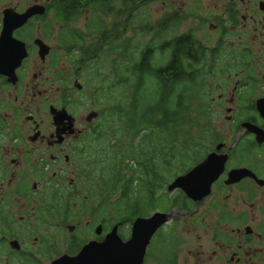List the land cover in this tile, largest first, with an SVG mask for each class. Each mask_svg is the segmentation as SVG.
<instances>
[{"label": "flooded vegetation", "instance_id": "1", "mask_svg": "<svg viewBox=\"0 0 264 264\" xmlns=\"http://www.w3.org/2000/svg\"><path fill=\"white\" fill-rule=\"evenodd\" d=\"M50 2L0 0V264H51L92 240L102 242L117 223L126 241L135 219L155 211L169 220L153 234L143 264H264V0L192 2L188 14L195 30L174 29L169 39L163 33L167 18L178 22L185 16L174 11L160 21L162 43L155 55L169 54L165 64L182 67V52L173 60V47L179 39L187 42L203 54L201 62L216 82L205 155L193 167L209 154L226 156L225 165L201 199L181 188L168 190L186 172L167 182L162 175L153 178L149 166L151 207L110 227L97 199L102 182L96 146L104 117L101 86L90 81L99 75L87 55L73 54L72 26ZM37 6L44 13L20 23ZM9 18L18 21L13 25ZM59 241L68 247L63 252Z\"/></svg>", "mask_w": 264, "mask_h": 264}, {"label": "trees", "instance_id": "2", "mask_svg": "<svg viewBox=\"0 0 264 264\" xmlns=\"http://www.w3.org/2000/svg\"><path fill=\"white\" fill-rule=\"evenodd\" d=\"M154 1L51 0L49 3L60 15L59 19L70 25L76 24L88 9L112 16L110 29L106 25L100 28V21L105 20L95 16L86 23L87 32L71 28L70 41L75 56L87 55L88 65L92 67L93 62L99 63L93 67H97L99 76L90 85L101 86L104 124L98 142L107 140L109 144L99 150L97 162L104 160L108 168L106 176L99 178L105 198L112 200L119 194L113 206L118 216L116 222L122 221V224L147 213L141 209L148 202L147 193L137 195L132 191L136 178L147 177L149 166L153 167V178L162 175L159 171L165 169L169 172L168 179L188 172L205 155L201 150L207 147L211 127V73L201 62L203 54L194 52V47L184 42L186 36L180 37L183 45L179 39L173 47V60L181 52L183 55V66L179 68L156 61L152 44L161 41V30L158 38L154 36L155 39L141 47L134 45V49L129 48L130 38H122L121 29L125 32V25L144 20L139 13ZM136 29L144 33L149 27L143 24ZM88 38L91 39L88 41ZM118 54L126 59L114 68ZM106 58L112 61V70L115 69L110 79L104 75L108 67L103 62ZM112 139L117 144L111 146ZM134 162L141 167V174L132 167Z\"/></svg>", "mask_w": 264, "mask_h": 264}, {"label": "rangeland", "instance_id": "3", "mask_svg": "<svg viewBox=\"0 0 264 264\" xmlns=\"http://www.w3.org/2000/svg\"><path fill=\"white\" fill-rule=\"evenodd\" d=\"M164 1H166V2L163 3ZM164 1L157 0L155 2L150 3L147 7H145L146 9L143 11V13H139L140 16L142 18H144V20H142V21H140L139 19L134 20V22H130L129 24L125 25L123 27V28H126L125 32H124V29L123 30L121 29V32L123 33L122 38L123 39L130 38L129 39L130 40V45H129L130 49H134V45H135V47L136 46L141 47L140 45H142V46L146 45L148 42H151L152 39H155V37L158 38L157 36L160 34V27H159L160 21L174 11H177V12L181 11L185 17L184 18L180 17L178 22L175 21L171 17L167 18L166 27H164L165 30H163L165 38L168 37V39H169V37H170L169 35H171V33L174 29H175L176 33L180 32V31L185 32V31H194L195 30L194 26H195L196 21L194 20V17L192 15L188 14V12H189L188 9L190 6H194V5H192V2L199 1V0H164ZM207 1L208 0H202V3H207ZM207 15H208V13L203 14V16H205V17ZM93 16L104 19L105 22L100 21L103 23V26L106 25V26H108L109 29L111 28L109 23L113 22L112 16L104 15L101 12H95L94 9H88L87 11H85V13L80 16L78 22L76 24L71 25L72 28L77 27V28L81 29L82 31L87 32L84 30V27H86V23H89V21L92 19ZM114 19L116 20V18H114ZM175 22H177V24H175ZM143 24L145 26L149 27V30L144 32V33L140 32V30L136 29L138 25H143ZM122 25H123V23H122ZM201 29H202L201 35L203 36L204 34H206V27L205 28L202 27ZM90 39L91 38H88V41ZM156 42H157V40H156ZM120 43H121V41H119V39H118L117 45H119ZM161 43H162L161 41H158L157 44L153 43L152 47H154V49H158L160 47ZM169 58H170L169 54L166 55V57H163L161 55H157L156 61L159 62L161 60H164L162 63L165 64V62ZM72 59H73V57H72ZM125 59H126V57H121L120 54H118L116 57V61L114 62V68H116L120 64V62L124 61ZM103 62L104 63L106 62L108 65V67H105L107 69H106L104 75H106V77L110 79V77L112 76L113 70L115 71L114 68H113V70L111 68L112 67V61L109 58H106L103 60ZM94 65L98 66L99 65L98 61L94 62ZM73 69H75V68L73 67ZM86 79L87 78L84 77L82 81L80 80V82L81 83L83 82V85H84V90H83L82 94H85L87 99H88V100H86V105H87L86 112H88L90 110V108L88 107L90 105V100H89V95L86 93L90 92L89 91L90 87H88L86 85ZM211 81H214V79L212 78ZM213 84H216V82L214 81ZM100 102L104 103V101H100ZM103 103H102V106H103ZM212 108H213V106H212ZM81 110H82V108H81ZM193 133L196 134V130H194ZM113 140H115V139H113ZM106 141L107 140H104L101 142L97 141L98 146H96V149L99 150V148L101 146L105 147L106 145H109ZM111 143H112V140H111ZM115 144H117V141L114 143V145ZM111 145H113V143ZM93 150H94V148H93ZM201 152L203 153L204 149H203V151L201 150ZM97 156L99 157V155H97ZM103 158H104V156H103ZM98 163H99V165H98L99 166V171H98L99 176H101V177L106 176V172L108 170V168H106L107 163L104 162V160H99ZM135 163L136 162L133 163L132 167L137 169V174H141L140 173L141 167L138 166L137 164L135 166ZM159 172L162 174L163 179L166 180L167 182L172 179V178L168 179L167 175L169 172L167 171V169L160 170ZM132 191H133V194L139 195L140 193H147V195L149 196V186H148V183H147L145 176H142L140 178L139 177L136 178V181L134 182L133 187H132ZM167 193H169V192L167 191ZM118 197H119V194L115 195L112 198V200H108L107 198H105L103 191H101V194L99 193V196L97 197L98 200L102 199V203H103V207H104L103 208V217H104V222L107 223L106 226L110 227L114 222H116L118 220L117 219L118 216L115 215V208H114L115 206H113V205H116ZM81 199H82V201H84L83 200L84 197H81ZM74 201H73V203H74ZM150 207H151V201L148 197L147 204L142 206L141 209L144 212H147ZM105 209H107V213L104 212ZM155 209H156V207L153 210H155ZM70 222H75L73 217L70 218ZM186 222L187 221H185L184 223H186ZM58 231L59 230L56 231L57 236L59 235L60 237H64L63 231L62 230L59 232ZM184 236L187 238H191V236L189 234H184ZM58 247H59L60 252H63L64 250H66L68 248L65 244L62 243V241H59ZM71 250H74V247H72Z\"/></svg>", "mask_w": 264, "mask_h": 264}, {"label": "water", "instance_id": "4", "mask_svg": "<svg viewBox=\"0 0 264 264\" xmlns=\"http://www.w3.org/2000/svg\"><path fill=\"white\" fill-rule=\"evenodd\" d=\"M44 7L37 6L25 13L20 23H24L29 16L34 13H44ZM11 24H15L18 18H9ZM11 28L8 27L10 36ZM5 37V35H4ZM220 158V159H219ZM226 156L218 157L216 154L207 155L206 159L199 165L191 168L187 173L177 176L168 186V190L172 192L176 188L184 190L186 195L192 199H201L210 192L212 181L223 171ZM206 161H212V165L204 169L198 176L195 185H189L186 177L192 175V172L198 171ZM169 220L166 213L155 211L151 217L139 216L135 219L133 225L132 237L123 240L118 229L119 224L105 235L102 242L90 241L85 244L77 254H64L55 259L51 264H143L147 246L156 230ZM148 224V230L141 231L140 226ZM102 229L98 228V232ZM134 241V243H133ZM131 243L130 248L120 247L122 244Z\"/></svg>", "mask_w": 264, "mask_h": 264}, {"label": "snow or ice", "instance_id": "5", "mask_svg": "<svg viewBox=\"0 0 264 264\" xmlns=\"http://www.w3.org/2000/svg\"><path fill=\"white\" fill-rule=\"evenodd\" d=\"M212 161H206L204 164H202L203 167H201L198 171H195V172H192V175H189L188 177H186V181L189 183V185H195V182L198 178V176L201 174V172L210 167L212 165ZM140 230L141 231H145V230H148V224H144L142 226H140ZM134 243V241H133ZM132 246L131 243H126V244H122L120 245V247H123V248H130Z\"/></svg>", "mask_w": 264, "mask_h": 264}]
</instances>
